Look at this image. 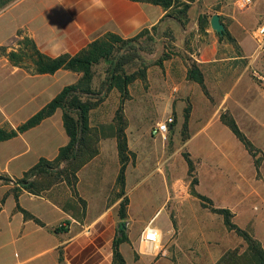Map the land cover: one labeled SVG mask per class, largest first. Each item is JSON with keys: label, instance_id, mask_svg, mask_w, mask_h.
<instances>
[{"label": "crops", "instance_id": "0c3cea01", "mask_svg": "<svg viewBox=\"0 0 264 264\" xmlns=\"http://www.w3.org/2000/svg\"><path fill=\"white\" fill-rule=\"evenodd\" d=\"M217 2L196 0L189 3L188 22L185 23L172 14L174 6L164 8L147 0H13L0 11V47H6L7 52L17 51L20 44L19 48L9 47L8 41L14 36H23L33 40L49 57L76 56L109 34L129 40L143 31L150 34L157 31L162 33L161 52L164 54L167 52L164 30L178 32L179 29L183 42L171 43L180 51L161 59V65L148 69L146 79L150 87L144 89V96L154 97L155 106L163 109L166 115L175 113L180 128H184L185 113L190 108L187 142L189 145L198 143L190 147L192 156L198 168L203 165L206 168L203 176L211 183L213 191L225 192L230 185L241 193L234 197L237 200L232 207L219 206L231 208L237 216L235 209L248 199L245 194L253 187L257 171L252 175L245 170L240 154L229 146L231 139L223 138L229 128L222 123L221 116L229 111L235 119L238 111L246 106L243 105L245 93H259L246 89L241 82L243 74L255 63V53L259 55L252 38L255 27L247 26L243 16L235 12L214 11L212 8ZM215 15L220 16L225 26L224 35L228 32L235 44L212 29L211 19ZM206 16L209 22L203 32L200 21ZM190 61L203 73L206 92L201 85L188 80ZM61 71L54 75H35L14 66L6 56H0V129L16 130L54 99L53 91L58 95L63 90L58 83H53ZM259 96L264 98L260 93ZM120 97L117 89L109 93L94 110L98 112L97 123H93L90 114L92 128L109 126L116 133L114 112L107 114L106 109L111 100H116L118 105ZM196 110H199V117H196ZM258 116L247 115L257 122L256 126L250 125L252 128H260L259 121L264 117ZM240 129L246 132V128ZM127 135L131 152L129 132ZM68 143L61 110L18 137L0 142V175L12 180V186L0 185V205L5 199L0 210V264H114L113 244L124 198L113 197V193L115 196L120 193L117 182L121 162L116 136L112 140L101 138L98 156L78 172L77 195L65 182L35 194L18 183L41 159L55 160L60 149ZM13 163L19 166L18 175H15ZM129 169L128 165L124 194L129 200L126 222L131 225ZM197 175L200 184L201 175ZM79 199L86 202L85 210ZM158 214L146 221L145 227ZM57 228L61 231L56 232ZM128 238L132 243L131 235L128 234ZM128 245L120 246L126 264H144V258L136 261L134 255L124 253L123 246L127 249Z\"/></svg>", "mask_w": 264, "mask_h": 264}, {"label": "rangeland", "instance_id": "374dc122", "mask_svg": "<svg viewBox=\"0 0 264 264\" xmlns=\"http://www.w3.org/2000/svg\"><path fill=\"white\" fill-rule=\"evenodd\" d=\"M12 1L7 0V4L2 6L4 0H0V11L8 7ZM185 4L186 2L179 0L174 5L172 14L176 15L179 21L187 23L188 10H185ZM212 9L214 11H224L225 13L235 12L237 15L243 16L242 18H244L247 26L255 27L254 30L264 21V0H218ZM206 18L208 17L206 16ZM206 21L205 23H208ZM165 30L164 34L167 38L165 48H167V52L164 54L161 52L162 42L160 37L162 33L157 31L153 34L144 33L133 38L134 42H126L115 46L116 50L112 58L102 61L94 67L93 88L99 94V97H104L105 100L108 98L111 91H107V82L115 69L119 67L120 62L130 60L123 67L128 75L144 76V74H147L148 69L156 66L161 59H166L173 52L180 51L171 43L183 42L179 29L178 32L176 29L175 32L171 29L170 32ZM19 37L14 36L11 38L8 41L9 47L15 45L19 48V44L24 41L23 36ZM189 63L190 65L194 64L191 61ZM254 71L264 74V57H257L256 53L255 63L243 74L241 82L246 89L258 91L261 95H264V84L254 77ZM80 77L79 74L62 70L59 76L55 77L53 83H58L59 88H65L76 84ZM149 87L147 79L144 81L136 80L129 86L130 97L124 103L125 133L128 138L127 132H129L133 147L128 164L130 169L127 172L131 201L129 212L132 221L131 225L128 223L127 234L131 235L133 242H129L127 249L126 246H123V251L126 255H134L136 261L141 257L144 258V264H217L228 251L238 247H243L242 250H244L246 246L241 238L228 231L222 216L201 207L199 200L195 195H192V186L195 185L197 193L212 199L214 201L213 206L218 209L222 206L232 207L237 200L234 197H239L241 193L234 191L230 185L225 188V192L213 191L211 183L203 176L206 168H204V165L203 168H198L197 162L192 156L193 150L191 148L197 146L198 143L188 144L187 137L190 130L180 128L177 125L175 113L172 112L166 115L163 109L155 106L154 97L144 96V89L148 90ZM210 92L213 95L215 94L213 89ZM259 93H245L243 105L246 106L238 111L235 121L239 128H246V132L242 131L245 135L248 134L246 136L255 147V157L261 163V172L257 173L256 181L253 182L250 192L245 194L248 197L245 204L235 209L237 216L231 208L229 210L234 215L232 221L241 229L252 234L264 248V225H262L264 221V119L259 121L260 128L257 129L250 126L252 124L256 126L257 122L251 121L247 117L249 113L257 117H259L258 114H261L264 117V98L259 96ZM53 95L55 98L57 92L53 91ZM211 95L209 99L212 101ZM120 104L121 99L118 105L116 100H111V103L107 105V114L114 112V122ZM90 114L93 123H97L98 112L93 110ZM223 114L231 115L229 111ZM169 115L175 118L176 123L167 138H153L151 134L153 125L163 121ZM199 115V110H196V117H199ZM94 129L98 131L101 138L106 140H112L116 135L115 130L109 126ZM254 129H257V131ZM226 130L223 138L225 140L231 139L232 142L229 146L235 153L240 154L245 170L253 175L256 170L254 169L255 165L253 167L255 159L248 153L253 158L252 162L241 143L232 135L229 129L226 128ZM186 155H189L195 165L193 177L188 174ZM65 167V165L61 166V168ZM13 170L15 175L19 174V166L16 163H13ZM56 170H50V172L55 175ZM197 173L201 175L200 184ZM33 180L39 183V188L42 186L46 188L53 179L37 178ZM0 185L12 186V183L4 181L2 175H0ZM117 196L113 193V197L116 198ZM123 200L124 198L122 202H124ZM163 204L165 205L162 210ZM157 213L159 214L152 223L154 227H159L163 233L160 250L149 255L141 254L140 237L142 231L145 230L146 221ZM254 215H257V217ZM136 264L143 263L137 262Z\"/></svg>", "mask_w": 264, "mask_h": 264}, {"label": "trees", "instance_id": "16d2710c", "mask_svg": "<svg viewBox=\"0 0 264 264\" xmlns=\"http://www.w3.org/2000/svg\"><path fill=\"white\" fill-rule=\"evenodd\" d=\"M178 1L179 0H147L149 3L160 5L164 8H170ZM195 1L196 0H186L187 3L185 4V10H188L190 4ZM6 4L7 0H4L2 6H5ZM205 21L209 22L208 18L205 17L200 21V27L203 30L208 25ZM144 33L150 32L143 31L140 35ZM224 36L230 43L235 44V40L228 32H226ZM134 41V39L125 40L115 34H109L103 39L94 41L87 49L82 50L76 56L62 55L56 58L43 54L38 49L35 42L29 38H24V41L20 44V49L17 51L7 52L8 49L6 47H0V56H6L14 66L24 68L31 74L54 75L61 70H65L81 75L76 84L63 88V90L42 110L16 130L5 131L0 129V142L7 141L37 127L43 121L52 117L56 111L61 110L63 112V124L69 138V143L60 149L58 157L55 160L48 161L46 159H41L37 165L24 175L23 179L18 180V183H20L27 191L35 194L51 187L52 185L65 182L72 188L74 194L77 195V174L85 165L98 156L99 143L101 141V135H98V131L90 125V113L105 101V98L99 97V94H97L93 88L94 67L99 65L102 61L110 60L116 50L115 46ZM129 62L130 60L128 59L124 62H120L119 67L115 69L111 78L108 79L107 82L108 92L117 89L121 95V104L117 110L115 119L117 125L115 136L117 138L118 154L121 162L117 182L120 190L118 196L124 197V202L121 203L118 213L121 222H124L127 219V209L129 205V200L124 194L126 170L130 162V151L123 118L124 103L130 97L129 86L138 79L142 81L146 80V74H144V76L127 74L123 67ZM157 64L161 65L162 60ZM188 80L198 83L206 92L204 75L196 64L190 65ZM189 114L190 108H188L185 113L184 129H188L187 123L189 120ZM221 121L230 129L234 136L240 141V143H242L246 151L255 159V169L259 174L261 163L255 157L256 152L252 142L238 127L235 119L231 115L222 114ZM186 162L188 165V174L190 177H193L195 173V165L192 159L189 158V155H186ZM62 165H65L66 167L61 168ZM55 169H57V173L54 175L50 170L53 171ZM2 178L4 181L12 182L9 178L3 176ZM37 178L53 180L48 187L45 188V186H42L39 188V183L33 180ZM27 180L31 181L27 182ZM192 195H195L197 200H199L203 209H209L212 213L222 216L224 225L228 231L235 233L243 240L246 246L244 250H242L243 247H238L234 250L228 251L217 264H264V248L262 244L252 234L241 229L232 221L234 215L229 209L215 208L212 199L196 192L195 185L192 186ZM4 201L5 199L1 202L0 210ZM79 202L85 210L86 202L81 199H79ZM26 215L27 217H31L27 213ZM55 231L60 232L61 228H57ZM123 243H129L127 231H125L122 236L117 234L114 241V264H126L124 257L120 252V246Z\"/></svg>", "mask_w": 264, "mask_h": 264}, {"label": "built area", "instance_id": "2783aa9c", "mask_svg": "<svg viewBox=\"0 0 264 264\" xmlns=\"http://www.w3.org/2000/svg\"><path fill=\"white\" fill-rule=\"evenodd\" d=\"M253 39L256 43V52L259 56L264 57V21L261 22L257 28L253 32ZM254 76L258 79L261 83L264 84V74L259 73L257 71L254 72ZM175 118L173 116L167 117L163 122H159L154 125L151 129V134L153 138H161L166 139L167 135L174 127ZM144 232V231H143ZM141 254H152L158 252L160 250V243L156 245L155 248L149 246L146 249L141 246Z\"/></svg>", "mask_w": 264, "mask_h": 264}, {"label": "clouds", "instance_id": "9594fccd", "mask_svg": "<svg viewBox=\"0 0 264 264\" xmlns=\"http://www.w3.org/2000/svg\"><path fill=\"white\" fill-rule=\"evenodd\" d=\"M163 239V233L159 227H154L152 222L145 227L141 234L140 243L145 249L149 246L155 248Z\"/></svg>", "mask_w": 264, "mask_h": 264}, {"label": "water", "instance_id": "95a60500", "mask_svg": "<svg viewBox=\"0 0 264 264\" xmlns=\"http://www.w3.org/2000/svg\"><path fill=\"white\" fill-rule=\"evenodd\" d=\"M211 27L216 33H218L220 35H224L225 26H224V24H222L220 16L215 15V16L212 17V19H211ZM127 227H128V222H126V221L120 222L118 224V232H119L118 234H119V236H122V234L125 231H127Z\"/></svg>", "mask_w": 264, "mask_h": 264}]
</instances>
